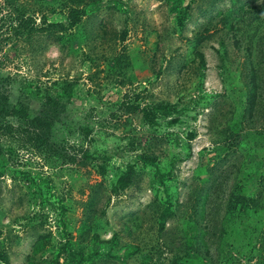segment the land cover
Masks as SVG:
<instances>
[{
	"label": "rangeland",
	"instance_id": "obj_1",
	"mask_svg": "<svg viewBox=\"0 0 264 264\" xmlns=\"http://www.w3.org/2000/svg\"><path fill=\"white\" fill-rule=\"evenodd\" d=\"M250 62L264 83V0H0V102L24 112L0 115V264H264V149L231 128ZM178 99L169 128L129 108ZM143 151L169 172L162 229L150 169L110 188Z\"/></svg>",
	"mask_w": 264,
	"mask_h": 264
},
{
	"label": "trees",
	"instance_id": "obj_2",
	"mask_svg": "<svg viewBox=\"0 0 264 264\" xmlns=\"http://www.w3.org/2000/svg\"><path fill=\"white\" fill-rule=\"evenodd\" d=\"M178 1V0H177ZM176 2V0H175ZM173 12H177L179 14L178 23L182 24L184 12L180 10V7L177 3L173 4L171 8ZM79 12L77 10H72L71 18L69 20V26H73L77 20L79 19ZM237 48V41H234V44ZM249 52V48H247ZM250 54V53H249ZM200 64L202 68L204 66L203 58L201 54H198ZM201 78L198 80V86L202 85L203 74H200ZM69 91H65L63 88H60L58 92L55 94V98L53 99L56 103V99H60L64 95H68ZM205 96L198 94L196 99L193 101V105L198 103L206 104ZM6 100L3 97L2 102H0V115L4 117L10 115H19L18 113H24L22 111H8L6 106ZM144 107V106H143ZM129 108L133 111L139 110L142 113V119L145 125L150 129H155L157 127H162L164 125L165 128L172 127L174 125L180 124L182 118L187 115L188 110L186 106H183L182 99H178L174 103H158L154 105H146L144 108H139L138 104L129 106ZM48 111L46 105L40 109V112L33 116L29 120L30 127L35 131H38V138L42 135L44 139H37L41 147L46 145L48 139V133L50 129L49 116H46V112ZM10 114V115H9ZM25 115H21L19 117H24ZM233 130H237V135L232 137V139H236V145L238 148L246 154V152L254 151L256 152L258 149H264V83L262 81L261 76L259 75L257 66L250 62L246 68V72L244 73V82L242 86V96L238 105H236L234 113H233ZM244 129V130H243ZM188 140L193 137V134L187 135ZM170 143V139H166ZM175 144H172L174 147ZM186 155H189V145L185 146ZM1 153V151H0ZM150 153V152H149ZM146 151L138 154L135 157V160L132 164H127L124 169L118 170L112 167V173H115V179L111 183V191L112 193H117L129 186L131 183V177L134 174L135 164L140 163L142 169H150V184L155 187V190L159 193L163 194V191H166L167 183L170 180L168 177L169 172H164L162 170V165H160L157 161V157L152 154H149ZM249 156L247 159L249 160ZM93 163L96 165L97 173L100 176H105L108 168H105L107 164L106 159L101 154H96L92 158ZM264 158L259 160L257 165V170H260L261 164L263 163ZM161 169V170H160ZM167 178V179H166ZM262 181V180H261ZM259 183V182H258ZM160 189H162L160 191ZM36 193L40 197L45 196V191L43 188L36 186ZM164 195V194H163ZM260 200V199H259ZM163 201H165V206L162 208L161 212L158 214L159 220V229L163 228L164 222L166 219L170 218L172 212L170 208V204L168 203V195L165 194L163 196ZM257 205V204H256ZM261 207V204H260ZM1 259L4 263H6V259L4 256H1ZM175 264V263H173Z\"/></svg>",
	"mask_w": 264,
	"mask_h": 264
}]
</instances>
